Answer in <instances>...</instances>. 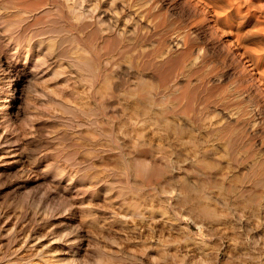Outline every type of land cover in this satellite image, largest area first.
I'll list each match as a JSON object with an SVG mask.
<instances>
[{
	"label": "bare ground",
	"instance_id": "bare-ground-1",
	"mask_svg": "<svg viewBox=\"0 0 264 264\" xmlns=\"http://www.w3.org/2000/svg\"><path fill=\"white\" fill-rule=\"evenodd\" d=\"M72 4L71 8L68 6L73 15L70 14L78 23H73L64 6H55L53 0L0 1V7L6 14L7 31H12L10 41L28 40L23 52L18 53L19 50L13 48L10 60L7 57L0 59V127L4 129L0 131V264H125V260L129 264H146L136 254L126 256L118 247L121 240L118 229L122 230L120 224L127 215H144L135 195L143 188L157 184L170 172L168 166L136 155L123 161L121 167L124 166L127 175L138 181L125 180L116 173L113 174L114 180H109L96 164L100 162L96 159L101 150L85 141L87 137L82 140L81 134L77 135L78 126L87 124L86 112L79 113L74 105L61 106L59 112L60 104L53 105L50 101L43 105L45 111L39 117L48 113L55 119L51 123L37 124L38 116L26 117L24 112L16 110L18 98L12 87L28 82L32 71L48 72L57 92L60 91L58 81L67 83L79 76L86 99L98 85L109 84L108 88L98 92V106L93 110L97 117L105 98L116 90L117 84L112 86L109 80H103L101 65L108 53L120 50L125 34L123 23L115 9L110 15L100 11L98 6L85 7L80 0H74ZM79 5L81 7L76 10ZM186 5L188 14L202 16L199 25L205 27L226 55L235 60L237 55L243 67L247 66L249 73L243 69L248 76L246 81L250 88L258 89L259 97L264 100V0H186ZM141 22L139 18L134 23V32L142 30ZM144 26L148 31L153 29L148 23ZM67 36L71 38L67 40ZM185 46L187 39L184 31L172 39L169 53ZM37 55L38 58H35ZM12 60L21 62L24 68L20 70L10 64ZM176 63L175 56L165 59L164 65L168 68L159 74L161 86L168 88L173 81ZM25 66H29L31 72L25 70ZM222 77L218 79L219 83ZM201 82L204 87L210 84L207 79ZM189 85L188 80L177 95H170L171 100L178 102L172 109L156 107L150 95L152 83L149 80H142L141 86L128 94L135 114H141L146 122L163 125L167 132L154 130V136L168 140L172 133L175 142L182 148L190 143L185 139L189 132V120L179 118L175 119L176 123L170 117L185 116L191 112V105L182 103ZM210 97L207 94L206 99ZM235 101L236 79L229 88H222L218 97L222 109L217 113L223 135L219 141H225L236 162V147L244 146L243 138L236 141V111H227V104ZM25 103L31 104V98L27 97ZM247 121H251L253 135L258 134L261 126L264 128V118L260 119L258 113L245 119L244 125ZM259 142V147L250 142L247 152L252 158V168L259 172L253 180L255 187L264 184V138ZM167 145L172 147L169 142ZM194 146L203 150L200 164L210 170L207 174L203 173V182L208 183V189L215 187L219 191L224 186L220 183L224 181V172L219 163L212 161L218 158H215L217 145L208 147L197 143ZM159 147L164 148V145ZM38 160V164H32ZM224 188V193L235 196L236 191L232 188ZM174 190L167 191L163 186V191L172 195ZM192 190L191 184L184 180L182 187L176 189L175 204L186 206L194 221L200 224L202 236L194 245L201 246L214 228L211 227L212 222L219 220L221 215L214 206L199 203ZM208 198L212 200L210 193ZM261 199L262 195L256 193L244 203H252L258 210ZM151 224L147 225V229H138L133 224L132 231L153 235L167 231L165 226H171L169 219ZM117 225L118 229L115 228ZM171 231L172 228L168 227V232ZM105 238L112 243L107 244ZM143 251L140 250L141 253ZM216 264L220 262L216 260Z\"/></svg>",
	"mask_w": 264,
	"mask_h": 264
},
{
	"label": "rangeland",
	"instance_id": "rangeland-1",
	"mask_svg": "<svg viewBox=\"0 0 264 264\" xmlns=\"http://www.w3.org/2000/svg\"><path fill=\"white\" fill-rule=\"evenodd\" d=\"M53 2L57 7L64 6L72 22L78 23L71 16L73 13L68 7L71 8L74 0H68L67 3L65 0ZM80 3L89 8L98 6L100 11L109 12L110 15L113 13L111 10L115 9L117 17L124 25L125 34L120 52L108 53L101 65L103 80H109L112 86L117 84L116 90L105 98L99 109L100 116L97 117L93 110L98 106V92L108 88L109 84L98 85L86 99L84 85L79 76L67 83L58 81L60 91L57 92L48 72H31V68L25 66V70L31 72L28 82L19 87H12L18 98L16 110L24 112L26 117H39V114L45 111L43 105L51 101L53 105L60 104L59 112L61 106L64 108L69 105H74L79 113L86 112L87 124L78 126L77 135L81 134L82 140L87 137L85 141L101 150L96 159L100 162L96 164L109 180L113 181V174L116 173L123 179L134 182L137 178L127 175L121 163L136 155L168 166L170 172L157 184L143 188L135 195L144 215H127L120 224L122 230L118 229V225L115 227L121 239L118 247L122 248L126 256L136 254L140 259H144L146 264H216V260L220 264H264V184L255 187L253 180L259 172L252 168V158L247 153L250 142L258 145L264 138V128L261 126L258 134L253 135L254 132L250 130L251 121H247L245 125L243 122L256 113L260 115V119L264 118V100L259 97L257 88L249 87V82L246 81L248 76L243 73V69L249 73L247 66L243 67L237 55L236 60L227 56L223 47L210 37L205 27L199 25L202 16H192L186 12L189 9L186 0H80ZM80 7L81 5L76 7V10ZM12 11L16 13V9ZM5 16L0 7V59L7 57L10 60V50L16 48L18 53L23 52L28 40L10 41L12 31H7ZM139 18L142 19V30L134 32L133 25ZM147 23L153 28L150 31L144 26ZM184 31L187 47L169 53L172 39ZM68 37L71 38L67 36V40ZM168 56H175L177 63L173 71V81L166 88L161 86L159 77L168 68L164 65ZM64 62L66 65V61ZM10 64L20 70L24 68L21 62L15 60L10 61ZM220 76H223L221 83L218 82ZM203 79L210 81L207 87L202 86ZM235 79L236 101L227 104V111H236V141L243 138L244 147H236V162L235 155L225 141H219L223 135L220 133L217 114L219 109H222V103H218L222 88H229ZM142 80L152 83L153 87L149 90L156 107L169 109L178 105V102L171 100L170 95H177L189 80L190 85L182 103L188 106L190 104L191 112L185 116L180 114L170 117L176 123L175 119L179 118L185 117L189 120V132L185 139L190 143L184 148L178 146L172 133L169 134L168 140L154 136V130L167 133L163 125L146 122L141 114L134 113L135 107L128 94L139 88ZM207 94L211 96L210 99H206ZM27 97L31 98V104L25 103ZM54 119L55 116L46 113L44 117L40 116L36 123H51ZM95 129L97 132H94ZM3 130L0 127V131ZM168 142L172 147L167 145ZM197 143L218 147L215 150V158H218L212 161L219 163L224 172V181L220 182L224 183V186L219 191L215 187L213 190L208 189V183L203 182V173L207 174L210 170L200 164L204 154L203 150L195 148ZM143 144L144 148L140 147ZM159 145H164V148ZM38 163L39 160L32 164ZM184 180L191 184L192 192L198 196L199 203L214 206L221 215L219 220L212 222L211 227L214 228H211L210 234L206 235L205 244L201 246L194 245L202 236L200 224L194 221V216L187 211L186 206L175 204L176 189L182 187ZM163 186L167 191L175 189L174 194L164 192ZM224 187L236 191V197L234 194L224 193ZM209 193L212 200L208 198ZM256 193L262 195L258 210L254 209L255 205L252 203L248 204L250 207L244 203ZM93 200L98 201V198ZM160 219H169L171 226H165L167 231L153 235H141L132 231L133 224L138 229H147V225L151 222L153 225V222ZM168 227L172 228L171 232H168ZM105 241L107 244L112 243L107 238ZM140 250L144 251L141 253ZM125 264H129L128 261L125 260Z\"/></svg>",
	"mask_w": 264,
	"mask_h": 264
}]
</instances>
